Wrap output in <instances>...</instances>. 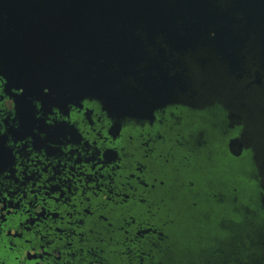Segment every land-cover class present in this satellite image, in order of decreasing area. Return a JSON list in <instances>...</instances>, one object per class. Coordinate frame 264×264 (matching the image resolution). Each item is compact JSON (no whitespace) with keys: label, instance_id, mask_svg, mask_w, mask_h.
Returning a JSON list of instances; mask_svg holds the SVG:
<instances>
[{"label":"flooded vegetation","instance_id":"flooded-vegetation-1","mask_svg":"<svg viewBox=\"0 0 264 264\" xmlns=\"http://www.w3.org/2000/svg\"><path fill=\"white\" fill-rule=\"evenodd\" d=\"M172 1L133 22L49 0L44 37H0V264H245L225 229L240 210L264 264V88L245 54L264 0Z\"/></svg>","mask_w":264,"mask_h":264},{"label":"water","instance_id":"water-1","mask_svg":"<svg viewBox=\"0 0 264 264\" xmlns=\"http://www.w3.org/2000/svg\"><path fill=\"white\" fill-rule=\"evenodd\" d=\"M101 4V13L116 14L120 16L132 15L133 22L137 19L148 16V18L157 17L160 14H171L174 9V3L170 0H98ZM48 2L49 0H0V16H19L16 20H2L0 19V37L4 36H24L36 33L38 39L44 37L47 32L46 26L48 24ZM107 8V12L103 10ZM152 21L148 20L147 22ZM150 24H156V22ZM262 30L259 37H246V63L250 70L254 68L253 54L256 51L257 66L260 72V86L264 88V22H261ZM135 32V31H134ZM258 81V84H259ZM251 85L245 86V88ZM236 105V103H233ZM249 111L255 113L252 104L248 103ZM247 111V109H246ZM252 135V131L247 135ZM238 141L232 142V147L237 148ZM264 174V170H263Z\"/></svg>","mask_w":264,"mask_h":264},{"label":"rangeland","instance_id":"rangeland-1","mask_svg":"<svg viewBox=\"0 0 264 264\" xmlns=\"http://www.w3.org/2000/svg\"><path fill=\"white\" fill-rule=\"evenodd\" d=\"M251 137L252 135L249 134H246L245 136V138ZM244 205V207L249 206L246 202L244 203ZM231 223L232 224L226 223L225 225V229L229 233L228 235L231 234L232 237L234 236L235 238L237 237V234L240 233L239 235L242 241H244L245 243V250L242 253L244 257H242L245 258V264H252V259H254L257 253L254 244H256L257 242L258 235L262 234V230L259 228L257 222L242 210H240L239 213L236 214Z\"/></svg>","mask_w":264,"mask_h":264}]
</instances>
